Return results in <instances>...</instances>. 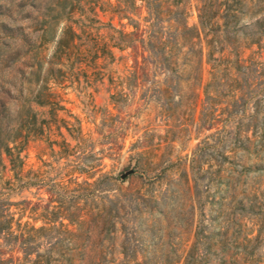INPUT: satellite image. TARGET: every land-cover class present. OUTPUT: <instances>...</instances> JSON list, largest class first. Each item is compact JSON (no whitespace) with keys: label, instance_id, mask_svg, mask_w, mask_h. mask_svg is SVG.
Instances as JSON below:
<instances>
[{"label":"rangeland","instance_id":"374dc122","mask_svg":"<svg viewBox=\"0 0 264 264\" xmlns=\"http://www.w3.org/2000/svg\"><path fill=\"white\" fill-rule=\"evenodd\" d=\"M161 1L159 19L139 31L125 18H137L132 0H82L72 19L83 54L47 80L53 103L34 106L40 131L21 153V186H4L15 182L2 155L0 197L22 202L12 207L22 222L102 210L91 233L73 224L36 236L58 264H264V45L239 48L247 69L232 68L226 49L208 60L197 38L196 53L157 46L152 58L148 36L175 31L165 8L183 11L174 26L183 15L197 24L196 0ZM44 11L42 0H0V95L5 51L21 46L4 23L35 44ZM10 247L0 237V253Z\"/></svg>","mask_w":264,"mask_h":264},{"label":"trees","instance_id":"16d2710c","mask_svg":"<svg viewBox=\"0 0 264 264\" xmlns=\"http://www.w3.org/2000/svg\"><path fill=\"white\" fill-rule=\"evenodd\" d=\"M81 1L42 0L45 11L40 15V34L35 44L27 41V36L20 27H11L4 23V34L21 43L20 47L5 51L4 68L7 72L4 74V90L0 95V166L2 155H4V169L5 161H7L8 171L12 172L15 182L4 179V186L7 185L11 189L21 186L22 181L19 175L23 167L21 153L29 140L36 137L40 131L34 106L53 103L50 98L52 87L47 84V80L68 66L72 53L78 51L77 54H83V50L78 48L76 41L78 33L72 19ZM132 1L134 11L131 14L137 18L129 15L125 17L129 24L139 31H141V21L148 23V26H153L163 11L162 1L139 0L140 5H136L135 0ZM142 10H145V16L141 15ZM164 12L168 18V28H174L175 31L162 36L158 34L159 30H156L153 35L148 36V42L154 43L152 48L147 49L150 57L157 50V46L162 47L163 53L168 50L166 53L170 54L173 46L186 43H190L191 53H196L198 50L193 51L195 46L193 39L197 38L203 41L207 48L208 60L213 59L214 52H223L226 49L234 56L230 62L231 67L238 70L240 67L247 69L251 66V63L242 64L243 59L238 52L240 47L249 48L256 45L260 50L263 48L264 0H196L197 24L195 25H188L183 15V21L174 26L178 20L177 15H182L183 11L167 7ZM61 19L64 20L63 27L49 51L50 43L55 37V28ZM139 38L141 43L145 44L143 36ZM24 45L28 49L22 53ZM42 75V83L39 85ZM33 180L30 179L29 184H34ZM19 205H22V202L11 201L5 191L4 198L0 197V237H4L5 245L11 246L9 252L0 253V264H58V259L48 257L52 246L44 253L39 251L42 244L34 241L36 236L73 224L78 227L87 225L91 233L98 226L94 218L102 216L101 210L94 213L92 219L85 220L82 219V215H79L74 221L66 219L67 223H64L63 219L49 220L44 223L45 225L36 227L22 222L20 218H15L12 207ZM69 232L74 243L77 238L76 232L72 230ZM89 239L90 236L86 235L85 240ZM15 250H19L22 254L21 258L15 257L16 261L13 256ZM189 256L190 254H187L185 259ZM83 257L84 255L81 254L80 262H84ZM89 263L86 260L85 264ZM70 264H75L72 259Z\"/></svg>","mask_w":264,"mask_h":264},{"label":"water","instance_id":"95a60500","mask_svg":"<svg viewBox=\"0 0 264 264\" xmlns=\"http://www.w3.org/2000/svg\"><path fill=\"white\" fill-rule=\"evenodd\" d=\"M133 172V169H128L120 174V179H125L128 175H130Z\"/></svg>","mask_w":264,"mask_h":264}]
</instances>
